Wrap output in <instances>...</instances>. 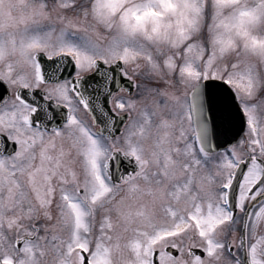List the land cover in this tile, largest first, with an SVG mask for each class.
I'll use <instances>...</instances> for the list:
<instances>
[{
	"label": "snow or ice",
	"instance_id": "6c2138e0",
	"mask_svg": "<svg viewBox=\"0 0 264 264\" xmlns=\"http://www.w3.org/2000/svg\"><path fill=\"white\" fill-rule=\"evenodd\" d=\"M0 264H264V0H0Z\"/></svg>",
	"mask_w": 264,
	"mask_h": 264
}]
</instances>
